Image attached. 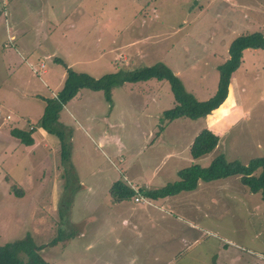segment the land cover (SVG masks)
<instances>
[{
  "label": "rangeland",
  "instance_id": "1",
  "mask_svg": "<svg viewBox=\"0 0 264 264\" xmlns=\"http://www.w3.org/2000/svg\"><path fill=\"white\" fill-rule=\"evenodd\" d=\"M15 3L19 13L10 25L22 31L16 52L23 59L0 68V97H6L0 108V245L29 238L45 247L40 254L49 264H264V200L240 177L157 200L145 193L175 184L193 165L209 167L220 155L243 164L264 157V50L244 55L222 109L198 120H163L175 107L168 81L128 80L130 72L161 63L199 101L212 98L233 41L264 34V0ZM27 53L36 58L34 72ZM63 64L116 82L111 101L104 91L83 89L62 110L60 123L72 132L67 165L60 141L38 126L45 103L36 98L63 89ZM225 109L230 117L216 122ZM14 128L30 133L34 144L25 147L8 134ZM206 129L223 132H217L220 143L194 160L191 145ZM46 160L50 176L40 165ZM116 183L135 195L116 201ZM55 239L62 242L52 245Z\"/></svg>",
  "mask_w": 264,
  "mask_h": 264
},
{
  "label": "trees",
  "instance_id": "2",
  "mask_svg": "<svg viewBox=\"0 0 264 264\" xmlns=\"http://www.w3.org/2000/svg\"><path fill=\"white\" fill-rule=\"evenodd\" d=\"M247 50H264V34H244L235 39L230 47L229 58L218 67L220 81L216 94L206 100L199 101L194 95L186 91L182 80L167 66L159 63L129 73L128 80L132 82L149 81L152 79L166 80L171 84L175 99V107L164 113L163 120L172 122L180 118L198 120L209 116L218 110L229 97V87L232 75L235 74L244 63V55ZM58 61V60H57ZM66 69V81L63 89L56 97L49 98L37 95L36 98L45 103L44 115L38 121V126L47 134L56 137L61 144V158L63 165L71 160L72 132L69 127L60 123L62 110L71 102L76 94L83 89L104 91L108 101H111L110 91L116 82L113 76H106L96 80L90 75L79 73L63 64ZM119 78V74L115 75ZM11 135L18 138L26 146H32L34 139L31 134L14 129ZM220 143V136L212 130H203L193 141L190 154L194 160L213 153ZM231 177H240L242 183L252 193H261L264 200V157L251 160L248 164L240 161H228L223 155L214 158L207 168L193 165L179 172V181L169 184L161 189L145 192L148 198L159 199L182 192L194 191L200 182H214ZM112 194L116 201H123L135 195V192L122 183H116ZM55 239L52 245L60 243ZM62 242V241H61ZM45 247H38L29 238L0 245V264H49L40 251Z\"/></svg>",
  "mask_w": 264,
  "mask_h": 264
},
{
  "label": "crops",
  "instance_id": "3",
  "mask_svg": "<svg viewBox=\"0 0 264 264\" xmlns=\"http://www.w3.org/2000/svg\"><path fill=\"white\" fill-rule=\"evenodd\" d=\"M13 1L14 0H0V8H1V10H0V51L2 50V52H0V68H3V69H5V71H7V70H9V69H11L12 67H11V65L12 64H14V66L16 67V65H15V60H16V58H17V60H19V57H21L22 59H23V56L20 54V53H18V52H16V50H18L20 47L22 48V46H23V43L22 42H24V38H23V35H22V31H17L15 28H14V30L11 28V23L12 22H16V17H15V15H17V13H19V6H17V4L15 3V5L13 6ZM6 10H7V12H6ZM3 12H5V14H4V16H2V13ZM11 24V25H10ZM12 27H14V26H12ZM9 45H15L16 46V49L15 50H13V51H6L5 50V48H7V47H9ZM22 45V46H21ZM3 47V48H2ZM11 49H13L12 47H11ZM15 51V52H14ZM9 52H11V53H9ZM250 52V50H247L246 52H245V54L246 53H249ZM55 53H57L56 51H55ZM55 53H53V54H51V55H48V56H45V59H47V58H50V57H52V56H55ZM33 54L31 53H27V59L25 60V62H26V64L28 65V67L30 68V70H32L33 71V69H34V62H35V60H33V59H36V58H33V56H32ZM39 59V58H38ZM34 72V71H33ZM237 73V72H236ZM236 73L235 74H233L232 75V83H233V80L234 79H236ZM232 83H231V85H230V87H232ZM12 84V83H11ZM13 85V84H12ZM13 87H16V86H13ZM13 90H15V88H12ZM4 91V85H3V83L1 82V80H0V96L2 95V92ZM15 91H18V90H15ZM12 99V101H16V99L14 98V97H9L8 98V100H11ZM0 101H5V102H3V103H0V104H2L3 106H0V108L2 109V107H6L5 106V103H6V97H3V98H1L0 97ZM238 105L239 104H237V108H238ZM222 109V106L218 109V110H216V111H214L212 114H216L217 113V111H219V110H221ZM229 109H232V108H229ZM229 109H225V112L222 114V115H219L220 117H223L222 119L219 117V116H216V117H214V119L216 120V122H220V120L222 121V120H224V119H226V118H229L230 117V114H231V112H227ZM0 113H2V110L0 111ZM209 117H211V114H210V116ZM7 119V118H6ZM6 126V125H5ZM214 128V127H213ZM14 129H17V128H14ZM14 129H12L11 131H9L8 132V134H11V132L14 130ZM19 130H21V129H19ZM31 130V129H30ZM217 132H218V134L219 135H221L223 132H221V131H219V130H216ZM216 132V133H217ZM12 136V135H11ZM32 136V135H31ZM15 138V137H14ZM221 138V137H220ZM16 139V138H15ZM19 140V139H18ZM20 143L21 144H23L22 143V141L20 140ZM25 147H31V146H26L25 144H23ZM41 164L40 165H43V172H44V170H48L49 171V174H48V176H50L51 174H52V167H50L49 166V161L48 160H46V162H43L42 163V161L40 162ZM48 173V172H47ZM43 174V173H42ZM236 178V177H235ZM222 180H225V179H222ZM240 180H241V178H240ZM220 181V180H219ZM242 182V181H241ZM202 183H206V182H200L199 184H198V187L195 189V190H197L198 188H200L201 186H206V185H204V184H202ZM109 196L107 197V200L109 201ZM220 247V246H219ZM220 249H222L221 250V253L222 252H224L226 249L222 246V247H220ZM238 256H239V254L236 256V257H230V262L233 260V259H236L237 260V258H238ZM229 258V257H228ZM235 260V261H236ZM261 262H263V261H261ZM225 264V263H224Z\"/></svg>",
  "mask_w": 264,
  "mask_h": 264
},
{
  "label": "bare ground",
  "instance_id": "4",
  "mask_svg": "<svg viewBox=\"0 0 264 264\" xmlns=\"http://www.w3.org/2000/svg\"><path fill=\"white\" fill-rule=\"evenodd\" d=\"M232 94V93H231Z\"/></svg>",
  "mask_w": 264,
  "mask_h": 264
}]
</instances>
